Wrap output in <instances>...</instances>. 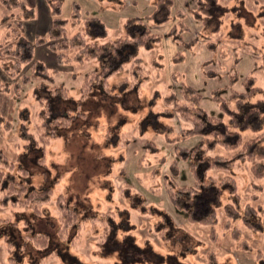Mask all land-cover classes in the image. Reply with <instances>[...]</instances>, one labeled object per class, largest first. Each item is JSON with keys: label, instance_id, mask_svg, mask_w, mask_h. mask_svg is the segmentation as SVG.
<instances>
[{"label": "rangeland", "instance_id": "obj_1", "mask_svg": "<svg viewBox=\"0 0 264 264\" xmlns=\"http://www.w3.org/2000/svg\"><path fill=\"white\" fill-rule=\"evenodd\" d=\"M154 1L65 0L63 17H71L76 2L84 18L104 22L109 38L125 34L126 21L137 17L160 35V42L137 51L146 79L140 81L132 73L133 62L128 60L105 88L96 87L83 101L84 74L99 70L100 60L60 68L55 83L67 89L69 98L50 97V106L74 119L58 128L49 143L43 142L45 130L38 127L43 120L37 95L46 98L45 89L30 81L19 95L12 89L0 93V112L12 124L8 131L0 126V148L11 162L30 170L32 186L52 190L41 215L0 205V264H264V220L263 230L255 232L241 218H227L223 205L231 201L228 190L217 208L216 223L207 225L188 222L170 205L165 191L174 162L179 166L174 180L194 182L190 167L200 155H182L185 151L179 149H192L204 140L200 135L183 137L192 124L180 114L171 115L175 105L167 103L166 96L174 92L181 105L183 85H190L201 94L203 109L226 121L212 98L215 92L229 100L233 91L247 89L248 76L264 89V0H219L221 7L209 24L195 14L198 0H173L169 20L155 24ZM179 12L184 13L186 28L175 39L172 30L180 21ZM4 13L0 5V18ZM3 73L0 78L7 80ZM241 132L244 139L260 133ZM261 144L264 147V141ZM212 153L233 155L221 146ZM257 163L264 158L236 160L225 169L199 167V173L204 178L234 177L242 212L248 203L264 204V175L256 177L252 171ZM60 194L78 210L72 240L57 237ZM234 229L241 232L240 239L233 236ZM37 232L50 236L47 250L31 243L29 236ZM242 241L252 249H243ZM159 256L164 259L159 261Z\"/></svg>", "mask_w": 264, "mask_h": 264}, {"label": "trees", "instance_id": "obj_2", "mask_svg": "<svg viewBox=\"0 0 264 264\" xmlns=\"http://www.w3.org/2000/svg\"><path fill=\"white\" fill-rule=\"evenodd\" d=\"M47 1L52 15L51 26L45 34L30 39L25 35L24 26L35 19V9L26 5L23 0H0V5L5 9L0 18V64L7 76V80L0 78V93H7L12 89L19 95L21 86L30 81H37L38 87L45 89L48 93L46 98L37 95L39 115L43 120L38 127L45 130L41 135L45 144L58 136V128L68 127L74 119L73 115L53 112L50 106V97L69 98L67 89L55 83V73L60 68L73 62L100 60L99 70L84 74L79 98L83 101L89 99L96 87L105 88L109 77L123 70L128 60L133 62L132 73L139 75L140 81L146 79L142 59L137 56V51L140 48L151 49L160 42V35L154 33L140 18H129L125 23L126 33L109 38L104 22L96 17L84 18L78 3L74 2L71 17L67 19L62 15L65 0ZM172 5L173 0L154 1L155 8L151 17L155 19V24L169 20ZM196 7L195 14L198 19L209 24L221 5L219 0H198ZM183 15L182 12L178 13L180 21L173 27L172 34L175 39H180L182 31L186 28ZM69 27L72 28L71 33ZM45 45L56 55V65L53 67L34 57L36 48ZM27 64H30L29 73L24 72V66ZM244 85L247 89L233 91L229 100L222 98L218 92L213 95L215 103L227 115L226 121L220 116L208 114L201 106V94L190 85H183L184 103L181 105L176 102L174 92L166 96V102L175 105V109H171V115L180 114L192 124L190 129L184 130L183 137L204 136L203 142L196 147L179 149L185 151L182 155L189 152L200 155L198 162H193L190 167L194 182L181 184L175 181L174 177L179 175V166L174 162L171 165V182L167 181L165 185L170 205L183 212V217L192 224L216 223L217 208L222 203L225 190H228L231 201L223 205L227 218H241L243 224L252 231L263 230L264 204L248 203L241 212L234 177L226 175L220 179L213 176L204 178L199 173V167L203 171L225 169L232 167L236 160L254 161L264 158V147L261 144L264 141V89L256 85L254 76H248ZM0 126L7 131L12 127L11 122L5 119L1 112ZM243 130L260 133L244 139L241 132ZM218 146L233 151V155H211V151ZM252 171L256 177L263 176L264 163L254 164ZM30 176L28 168L11 162L5 151L0 148V205L23 207L41 215L42 205L51 200L52 190L32 186ZM57 208V237L62 241L72 240L78 228V210L69 205L63 194L58 196ZM165 227L163 225V229ZM167 228L170 230L171 226ZM233 236L240 239L241 232L234 229ZM29 238L33 246L41 251L47 250L51 243L50 236L42 232L33 233ZM163 238H167L165 233ZM240 244L245 250L252 249L246 241ZM161 258L163 257L159 256L158 260L161 261Z\"/></svg>", "mask_w": 264, "mask_h": 264}, {"label": "crops", "instance_id": "obj_3", "mask_svg": "<svg viewBox=\"0 0 264 264\" xmlns=\"http://www.w3.org/2000/svg\"><path fill=\"white\" fill-rule=\"evenodd\" d=\"M26 5L35 9L36 17L27 22L24 26L25 35L34 39L36 35L45 34L51 26L52 15L47 0H23ZM37 53L38 56H37ZM35 58L45 61L49 66L56 64V55L51 52L48 46H38L35 50ZM30 68V64L24 66V72ZM4 75L2 68L0 72Z\"/></svg>", "mask_w": 264, "mask_h": 264}]
</instances>
